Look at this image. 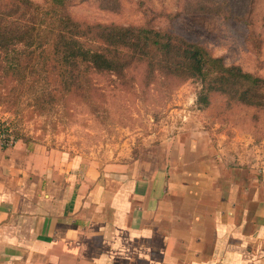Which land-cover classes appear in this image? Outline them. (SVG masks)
Masks as SVG:
<instances>
[{
  "label": "crops",
  "instance_id": "1",
  "mask_svg": "<svg viewBox=\"0 0 264 264\" xmlns=\"http://www.w3.org/2000/svg\"><path fill=\"white\" fill-rule=\"evenodd\" d=\"M196 140L105 161L0 148V264H264V166Z\"/></svg>",
  "mask_w": 264,
  "mask_h": 264
},
{
  "label": "rangeland",
  "instance_id": "2",
  "mask_svg": "<svg viewBox=\"0 0 264 264\" xmlns=\"http://www.w3.org/2000/svg\"><path fill=\"white\" fill-rule=\"evenodd\" d=\"M33 1L47 9L53 0ZM201 8L221 14L193 13ZM63 13L86 27L143 26L171 32L205 46L227 65L264 77V0H65ZM133 73L141 78L143 70ZM141 79V84L126 79L123 85L116 77H99L108 94L97 104L75 94L55 98L58 93L49 94L53 84L43 75L34 84L33 77L27 78L32 87L23 95L12 87L15 83H6L4 88L13 92L0 101V132L12 130L17 139L104 161L149 159L160 141L194 137L212 141L231 162L264 166V114L227 110L221 95L213 96L210 108L199 107V80L169 87L162 79L150 86Z\"/></svg>",
  "mask_w": 264,
  "mask_h": 264
},
{
  "label": "trees",
  "instance_id": "3",
  "mask_svg": "<svg viewBox=\"0 0 264 264\" xmlns=\"http://www.w3.org/2000/svg\"><path fill=\"white\" fill-rule=\"evenodd\" d=\"M64 6L65 0H53L47 9L33 0H0V101L13 92L6 83H15L21 95L32 87L27 78L34 84L42 75L53 84L49 94L58 93L55 98L75 94L96 104L108 94L99 86L101 76L121 79L123 85L126 79L141 84L144 77L145 86L162 79L169 87L195 79L203 84L199 107L210 108L213 96L221 95L227 110L264 114V77L227 65L205 46L171 32L83 26L63 13ZM193 13L221 14L204 8ZM134 70H143L141 78Z\"/></svg>",
  "mask_w": 264,
  "mask_h": 264
},
{
  "label": "built area",
  "instance_id": "4",
  "mask_svg": "<svg viewBox=\"0 0 264 264\" xmlns=\"http://www.w3.org/2000/svg\"><path fill=\"white\" fill-rule=\"evenodd\" d=\"M18 141L12 130H5L0 132V148H7L14 146Z\"/></svg>",
  "mask_w": 264,
  "mask_h": 264
}]
</instances>
